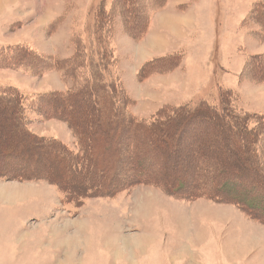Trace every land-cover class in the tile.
<instances>
[{
  "label": "rangeland",
  "instance_id": "374dc122",
  "mask_svg": "<svg viewBox=\"0 0 264 264\" xmlns=\"http://www.w3.org/2000/svg\"><path fill=\"white\" fill-rule=\"evenodd\" d=\"M262 2L0 0V264H264V219L218 191L257 192L264 124L197 112L264 114Z\"/></svg>",
  "mask_w": 264,
  "mask_h": 264
},
{
  "label": "trees",
  "instance_id": "16d2710c",
  "mask_svg": "<svg viewBox=\"0 0 264 264\" xmlns=\"http://www.w3.org/2000/svg\"><path fill=\"white\" fill-rule=\"evenodd\" d=\"M262 5L264 6V2H262ZM263 16H264V8L262 9V17ZM254 63L255 62H253L252 64H254ZM252 64H251V67H252ZM255 64H258V63H255ZM94 86H96V84H94L93 86L74 88V92H71L69 95H71L73 93L72 96H74V95L79 94V93H84L85 91L89 90V88L92 89ZM110 86H111V88H109ZM118 87H119V82H118L117 85L116 84H113V83H110L107 86V88H109L112 91V93L115 92L116 90H118ZM73 98L74 97H71V99H73ZM112 99H113V105H115L116 104V99L114 97H112ZM89 103L92 105V98H91V102H89ZM50 104H51L52 109H54L55 111L61 112V109L58 108L59 107V103H57V102H51ZM223 106L225 107V104ZM202 108L211 111V113L213 114V116L215 115L219 119L220 126H222L225 130H227L228 136L229 135L230 136H232V135H238L241 138H243V136H246L247 135L248 138H249V137L253 136V134L256 132V129H258L259 127H261L264 124V114L252 115V114H250L249 112H246V111L236 112V111H231V110L229 111L227 109L224 111V109H221L220 110V109H218L216 107H214V109H213V108H211V107H209L207 105H200V106H198V111L197 112L202 111ZM117 112H118V109H117ZM187 114L188 115L185 118H188V119L192 118L193 115H191V114H193V112L189 111V112H187ZM250 117H253L255 119L254 120L255 122H253L254 124H252V125L251 124L250 125L248 124V120H249ZM186 121L187 120H185L184 122H186ZM262 128L264 129V125H263ZM103 130L104 129H102L101 131L104 132V133H107V132L110 131L109 129L108 130H105V131H103ZM153 130H155V129H153ZM111 132H112V130H111ZM227 139H228V141H230V140L232 141V139H229V137ZM244 141L245 140H242V142H241V145L243 144L242 146H245L244 145ZM249 142H250V140H249ZM230 145H232V144L230 143ZM250 146L251 145L249 143L248 144V148ZM255 148L257 149L258 147L256 146ZM259 149H260V147H259ZM253 151L251 152L252 155H253V157H255V158L258 157L260 159V156L261 155L259 153V150H258L257 153L255 152L254 149H253ZM5 154L6 153H4V152H2V153L0 152V158H4L5 157L4 156ZM18 157H19V154H17L16 157L13 158V160L10 159L11 157H8V159L14 161V159H17ZM19 158L20 159H17L18 161H22L21 159H24L23 157H19ZM93 158L94 157L91 156V162H92ZM144 158H145L144 156H141L138 159H139V161H142V159H144ZM151 161H152V159H151ZM153 162H155V160H153ZM258 165H259L260 169L262 168L261 170H263V175H264V167H263V164L261 163V160L258 161ZM39 166L40 165H38L36 163H31V164L27 165L26 167H22L23 170H16L15 172L17 174L19 173V174L24 175V176H26V175L29 174V176H26V177H38L41 174V173L40 174H37V170H38L37 168H39ZM70 167H71L70 165H66V170H70L68 172L70 175H74V174H77L78 173V171H77V170H79V168H77L78 166L71 167V168ZM103 170H106V168L104 167ZM133 170H134V175H136V178L137 179H139V180L142 181L146 177V175L144 176V172L143 171L136 170L135 168ZM248 173H249V171H248ZM42 174L47 175L48 176L47 178H49V179L51 177L54 180L60 181V179L58 177L52 176L50 174V172H46V173H42ZM249 174L250 175L246 174L247 176L250 177V178L247 179V182H248V184H252L253 185L252 188H255L257 190V192L254 191V190H250L248 192H243L244 189L243 190H238L237 188H233V189H228L227 188L226 190L219 189L218 191H221L219 193H221V194H223L225 196L228 195V196H231V198L232 197L233 198H236V200H234V201L238 202L239 204L245 205L246 207H248L250 209L251 212H253V213L255 212L257 215L259 214L258 216H260V218L264 219V202L262 201L260 195H258V194L264 193V179H261V180L258 179L252 172H250ZM109 176H110V174L108 175V177ZM145 181H147V180H145ZM145 181H143V182H145ZM63 182L67 183V185L70 184V181H68V178L65 179V181L63 180ZM177 183H178L177 188L172 189V191H177V189H182L183 188V185L186 182H185V180L183 178H179L178 181H177ZM167 184L168 185H171L172 183H167ZM223 184H224V182H223ZM79 187L82 188L81 186H79ZM235 187H237V186H235ZM88 190L90 191L91 188L86 187V191H88ZM258 190H260V191H258ZM80 192H78V191H76V190L73 189V190H71L70 193H71V196L74 197L73 199H75V200H77V199L78 200H81V194H80ZM258 192H260V193H258ZM72 193H73V195H72ZM234 195H236V196L234 197Z\"/></svg>",
  "mask_w": 264,
  "mask_h": 264
},
{
  "label": "bare ground",
  "instance_id": "6f19581e",
  "mask_svg": "<svg viewBox=\"0 0 264 264\" xmlns=\"http://www.w3.org/2000/svg\"><path fill=\"white\" fill-rule=\"evenodd\" d=\"M210 120V119H209Z\"/></svg>",
  "mask_w": 264,
  "mask_h": 264
}]
</instances>
